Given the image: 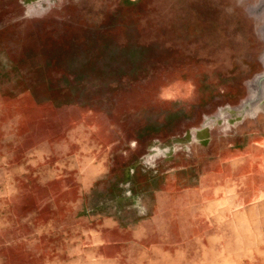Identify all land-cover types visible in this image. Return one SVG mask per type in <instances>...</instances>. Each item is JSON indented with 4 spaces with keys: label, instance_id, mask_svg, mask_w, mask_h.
<instances>
[{
    "label": "rangeland",
    "instance_id": "rangeland-1",
    "mask_svg": "<svg viewBox=\"0 0 264 264\" xmlns=\"http://www.w3.org/2000/svg\"><path fill=\"white\" fill-rule=\"evenodd\" d=\"M0 264H264V0H0Z\"/></svg>",
    "mask_w": 264,
    "mask_h": 264
}]
</instances>
